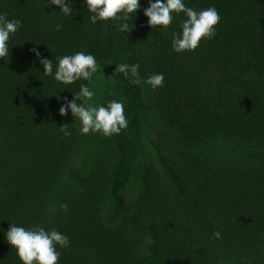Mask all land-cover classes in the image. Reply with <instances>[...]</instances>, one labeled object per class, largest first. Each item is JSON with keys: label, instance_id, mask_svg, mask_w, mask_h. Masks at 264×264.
I'll use <instances>...</instances> for the list:
<instances>
[{"label": "trees", "instance_id": "obj_1", "mask_svg": "<svg viewBox=\"0 0 264 264\" xmlns=\"http://www.w3.org/2000/svg\"><path fill=\"white\" fill-rule=\"evenodd\" d=\"M183 2L221 20L214 38L178 53L185 13L152 28L149 0L128 34L121 21L93 24L86 0H66L70 16L50 0H0V15L22 22L0 59V264H23L12 224L67 236L58 264H264V0ZM77 52L100 70L56 81L58 58ZM119 64H139L142 82ZM81 85L96 107L121 102L127 128L84 135L70 109L61 116Z\"/></svg>", "mask_w": 264, "mask_h": 264}, {"label": "clouds", "instance_id": "obj_2", "mask_svg": "<svg viewBox=\"0 0 264 264\" xmlns=\"http://www.w3.org/2000/svg\"><path fill=\"white\" fill-rule=\"evenodd\" d=\"M50 4L60 6L66 16H70L73 8L70 7L66 0H50ZM88 10L93 13L90 20L93 24L99 21L116 20L121 21L118 29L122 33H130L132 28L127 21L130 14L136 13L140 9V0H86ZM150 7L145 9L144 14L149 18V25L164 26L167 28L173 21L172 13H185L187 19L181 24L182 37H173V49L176 52L194 51L203 38L212 39L216 35L215 26L220 22L221 17L217 10L212 7L197 12L192 8L186 7L183 0H149ZM22 22L17 19H8L7 14L0 15V59L5 60L9 54L7 42L10 34H14L21 27ZM61 25H57L59 31ZM37 58L44 66L45 75H53L52 60L45 59L40 52L33 48ZM139 64H119L116 65L115 73H123L125 78L131 74L132 83L140 84L142 81L139 77ZM99 69L96 59L92 55H86L83 52H77L75 55L63 56L58 58V66L56 68L54 78L56 81L65 85L73 84L80 79L91 80V77ZM147 84L153 89L162 87L164 84V75L154 74L150 76ZM94 92L89 87L81 85L78 95H75L72 101H67L60 107L61 116H67L70 109L73 117L79 119L82 127L81 134H89L90 132H102L106 137L118 135L122 129L127 128L128 121L124 112V105L115 100L111 101L107 107H96L89 104L92 100ZM80 99L83 103L78 104L76 101ZM65 136L71 135L67 130V124L60 126L59 129ZM67 208V205H62ZM213 236L220 238L219 232H214ZM8 243L17 249V254L23 264H58L60 253L56 250V246L67 247L69 239L56 230L46 231L44 228L37 227L26 230L24 227L12 224L6 232Z\"/></svg>", "mask_w": 264, "mask_h": 264}]
</instances>
